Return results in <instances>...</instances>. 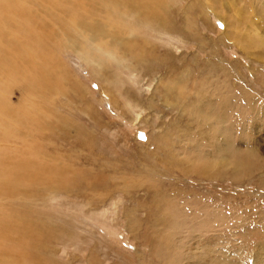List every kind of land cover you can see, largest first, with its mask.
<instances>
[{"label":"rangeland","instance_id":"obj_1","mask_svg":"<svg viewBox=\"0 0 264 264\" xmlns=\"http://www.w3.org/2000/svg\"><path fill=\"white\" fill-rule=\"evenodd\" d=\"M120 5H96L94 40L45 21L44 90L7 80L4 98L35 112L33 132L16 128L54 182L38 170V187L0 200L23 238L0 264H255L264 0ZM22 141L0 143V160L34 158Z\"/></svg>","mask_w":264,"mask_h":264},{"label":"bare ground","instance_id":"obj_2","mask_svg":"<svg viewBox=\"0 0 264 264\" xmlns=\"http://www.w3.org/2000/svg\"><path fill=\"white\" fill-rule=\"evenodd\" d=\"M124 1L128 3L131 0ZM133 1H137L139 4L141 2V0ZM121 2L122 0H0V143H10L13 139L23 140L24 142H22L28 145L30 149V151H28V148L26 149V151H28L27 153H30L29 157H34L23 158V156H19L20 154L13 155V157L12 154H10V158V156L7 155L8 153H5L7 158H2L0 160V200H13L23 196L21 186L23 187L26 185L32 187L36 185L38 182H36L37 177L42 176L40 174L41 172L47 174L43 175L46 176V180H51L53 177L48 174L49 169L47 170L46 167L48 166L45 165L46 163L42 164V162H38L40 161L38 160L39 158L36 159L38 161L35 162V156L38 155L35 153L36 149L34 148V150L33 147L29 146L31 144H28L29 141H26L28 134H26L25 131L21 132L23 129L33 132L32 126L35 122V112L34 114L33 112L21 114L22 111H18L17 108L12 107L4 98L2 94L7 88V80L18 81L19 77H25L24 81L26 83L31 85L35 84L42 90H44L45 87L47 88L49 78L45 74H49L50 72L48 64L43 60V54L46 51L44 40L45 38H55V34L49 32V28L45 24V21H48V19L53 16H57L60 21L69 20L72 26L79 30H84L86 34L94 40L96 32L100 34L103 33L102 24L93 20L97 15L94 11L96 5L101 6L102 4L103 7L108 5L115 8L122 7L120 5ZM26 51H28V53ZM45 66L46 68H44ZM16 126L22 130H18ZM33 145L34 144H32V146ZM1 148L0 146V149ZM33 153L36 155H31ZM24 156H26V154ZM38 170L42 171L39 173ZM39 177L38 179H41ZM58 177H56V179H58ZM41 181L45 183L43 180ZM45 185L47 184L45 183ZM36 186L38 187V184ZM3 207L4 206L0 207V212ZM2 218L4 222L1 221ZM17 230H19V227L16 226L9 215L0 216V233L3 232V237H0V240L3 241L2 245H0V251L4 249L12 252L16 251V247L20 242L22 243L23 240L21 237L20 239H16L17 237L14 239L16 235L14 236L13 233ZM7 234L10 236H7ZM11 243L14 245L10 246ZM257 249L260 252L256 257L257 262L255 264H264V245L259 246Z\"/></svg>","mask_w":264,"mask_h":264}]
</instances>
